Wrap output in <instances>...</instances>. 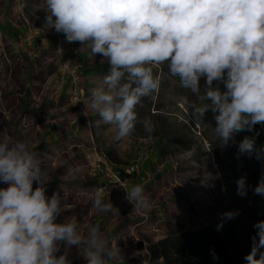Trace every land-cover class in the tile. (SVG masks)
Instances as JSON below:
<instances>
[{
  "label": "rangeland",
  "instance_id": "rangeland-1",
  "mask_svg": "<svg viewBox=\"0 0 264 264\" xmlns=\"http://www.w3.org/2000/svg\"><path fill=\"white\" fill-rule=\"evenodd\" d=\"M44 6V0H0V129L44 157L50 173L46 195L59 192L62 196L57 222L73 219L80 228L84 225L85 233L99 224L121 251L109 264H146L145 251L136 250L138 242L204 226L225 225L237 250L250 249L256 232L253 225L264 220V196L254 194L259 181L252 173L264 171V161L238 157L237 135L236 143L221 145L214 132L218 113L209 109L204 118H195L193 106L202 102L170 74L167 63L153 69L159 88L137 106L143 112L136 110L139 118L149 113L156 125L151 141L139 123L131 136L141 138L140 142L132 137L116 141L113 126H93L89 121L99 119L98 114H84V103L90 98L78 100L77 91L61 92L57 98L53 94L58 81H65L68 88L74 77L94 87L110 65L79 42L69 43L63 33L49 29ZM204 85L201 77L202 89ZM219 86L224 90L222 83ZM256 144L259 147L264 141ZM94 172L102 177L100 181ZM113 172L122 174L120 183L113 181ZM241 176L247 177L248 185L243 197L237 194L236 184ZM133 184L143 185L152 204L149 210L136 211L126 200L124 190ZM4 187L7 184L0 183ZM95 187H104L106 202L109 196L115 212L92 206L89 194ZM229 211L238 215L227 219L223 213ZM65 251L71 264L82 263L75 246L62 245L57 255Z\"/></svg>",
  "mask_w": 264,
  "mask_h": 264
},
{
  "label": "clouds",
  "instance_id": "clouds-1",
  "mask_svg": "<svg viewBox=\"0 0 264 264\" xmlns=\"http://www.w3.org/2000/svg\"><path fill=\"white\" fill-rule=\"evenodd\" d=\"M44 5L49 29L108 61L109 71L90 89L84 114H98L99 119L89 121L93 126H113L114 140L130 137L137 123L152 140L156 125L150 116L139 118L136 108L158 90L153 69L164 63L202 102L193 106L195 118H204L209 109L218 113L214 132L222 146L236 143L237 134L253 132L257 124L264 126V0H44ZM258 135L239 141L238 157L264 161ZM49 182L44 157L0 129V183L7 184L0 188V264H71L67 251L57 255L62 245L75 246L87 264H109L119 256V247L99 224L85 233L73 219L57 222L62 196L46 195ZM236 184L237 194L246 196L247 177ZM124 191L134 210L152 207L143 185ZM253 191L264 196V173ZM89 195L98 211H116L102 187ZM236 215L223 213L227 219ZM253 228L244 264H264V220ZM211 255L218 259L214 251Z\"/></svg>",
  "mask_w": 264,
  "mask_h": 264
},
{
  "label": "trees",
  "instance_id": "trees-1",
  "mask_svg": "<svg viewBox=\"0 0 264 264\" xmlns=\"http://www.w3.org/2000/svg\"><path fill=\"white\" fill-rule=\"evenodd\" d=\"M136 110L143 112L144 109L137 107ZM257 132L259 135L256 143L264 141V126L260 124L255 126L253 132L237 134L236 139L241 141L244 136L255 135ZM187 148H190V144ZM262 173L264 171H257L252 176L259 181ZM250 249L237 250L230 228L225 225L220 228L204 226L168 232L149 243L138 242L136 247L138 251H145L146 264H244L243 258ZM213 251L218 259H213Z\"/></svg>",
  "mask_w": 264,
  "mask_h": 264
},
{
  "label": "crops",
  "instance_id": "crops-1",
  "mask_svg": "<svg viewBox=\"0 0 264 264\" xmlns=\"http://www.w3.org/2000/svg\"><path fill=\"white\" fill-rule=\"evenodd\" d=\"M61 63L59 62V59H57L56 65L58 66V71L63 70ZM72 83H73L72 86H68V88H67V86L64 85L65 84V81H61V80L58 81V83H57V85L55 87L56 89L54 91L53 96L55 98H57L59 96L60 97L62 96V95H60L61 92H63L64 94H66V93L69 94V91H70V93L72 94V91H77L78 92L77 93L78 94L77 97H79L78 100H82L83 98H85L86 100H88L90 98V95H89V93H90V88H89L90 84H89V81H80V79H78L77 77H74ZM90 87L92 88V86H90ZM130 137H132V140H134V142H140V140H141V138H139V137H135V136L134 137L133 136H130ZM129 142H130V140H128V144H129ZM92 155H95L96 156L97 153H93ZM88 158H89V156H88ZM110 159H109L110 164H112V166H116L117 163L113 159H111V160ZM120 170L122 171V169H120ZM93 176H94L95 179H97L99 181H100V179H102V177H99L98 174L95 173V172L93 173ZM81 226H82L81 227V230H82V228L84 227V225L81 224ZM80 261H82L81 264H87V261L84 260L83 257H80Z\"/></svg>",
  "mask_w": 264,
  "mask_h": 264
},
{
  "label": "built area",
  "instance_id": "built-area-1",
  "mask_svg": "<svg viewBox=\"0 0 264 264\" xmlns=\"http://www.w3.org/2000/svg\"><path fill=\"white\" fill-rule=\"evenodd\" d=\"M66 66V65H65ZM76 91H74V94H76L75 93ZM100 164L102 165V166H106V162L104 161V160H100ZM119 176H120V172H113L112 173V178H113V181L114 182H119ZM121 177V176H120ZM121 182V181H120ZM119 182V183H120Z\"/></svg>",
  "mask_w": 264,
  "mask_h": 264
}]
</instances>
